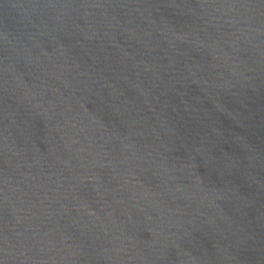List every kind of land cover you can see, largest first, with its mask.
I'll use <instances>...</instances> for the list:
<instances>
[{
	"label": "water",
	"instance_id": "95a60500",
	"mask_svg": "<svg viewBox=\"0 0 264 264\" xmlns=\"http://www.w3.org/2000/svg\"><path fill=\"white\" fill-rule=\"evenodd\" d=\"M0 264H264V0H0Z\"/></svg>",
	"mask_w": 264,
	"mask_h": 264
}]
</instances>
